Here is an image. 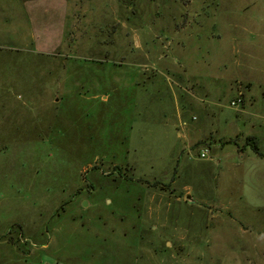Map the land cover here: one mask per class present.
Instances as JSON below:
<instances>
[{"label":"rangeland","instance_id":"obj_1","mask_svg":"<svg viewBox=\"0 0 264 264\" xmlns=\"http://www.w3.org/2000/svg\"><path fill=\"white\" fill-rule=\"evenodd\" d=\"M254 154L264 0H0V264H264Z\"/></svg>","mask_w":264,"mask_h":264},{"label":"crops","instance_id":"obj_2","mask_svg":"<svg viewBox=\"0 0 264 264\" xmlns=\"http://www.w3.org/2000/svg\"><path fill=\"white\" fill-rule=\"evenodd\" d=\"M254 157L256 158L258 156H256L254 154ZM255 158H250V155H248V159L251 160L253 162V164L258 165L260 167V169L262 167H264V157H258L256 159ZM260 182L259 183L261 184V187H263L261 192L264 195V168L262 169V176L260 177ZM248 184L253 185V183H251V182H248Z\"/></svg>","mask_w":264,"mask_h":264},{"label":"built area","instance_id":"obj_3","mask_svg":"<svg viewBox=\"0 0 264 264\" xmlns=\"http://www.w3.org/2000/svg\"><path fill=\"white\" fill-rule=\"evenodd\" d=\"M242 101L239 100L238 103H233V106H237V104H241ZM202 158H206L207 157V152H203L202 155H201Z\"/></svg>","mask_w":264,"mask_h":264},{"label":"trees","instance_id":"obj_4","mask_svg":"<svg viewBox=\"0 0 264 264\" xmlns=\"http://www.w3.org/2000/svg\"><path fill=\"white\" fill-rule=\"evenodd\" d=\"M251 141L253 142L254 141V139H251ZM254 144H256V142L254 141L253 142ZM259 149L255 146L254 147V152H256V153H259V151H258Z\"/></svg>","mask_w":264,"mask_h":264},{"label":"water","instance_id":"obj_5","mask_svg":"<svg viewBox=\"0 0 264 264\" xmlns=\"http://www.w3.org/2000/svg\"><path fill=\"white\" fill-rule=\"evenodd\" d=\"M188 200H193V198H192V197H190V196H188Z\"/></svg>","mask_w":264,"mask_h":264}]
</instances>
